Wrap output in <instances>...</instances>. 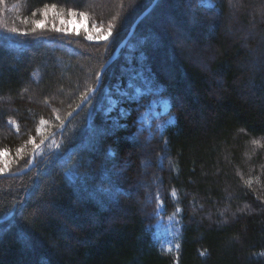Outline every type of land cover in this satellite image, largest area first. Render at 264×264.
<instances>
[{
	"label": "trees",
	"instance_id": "16d2710c",
	"mask_svg": "<svg viewBox=\"0 0 264 264\" xmlns=\"http://www.w3.org/2000/svg\"><path fill=\"white\" fill-rule=\"evenodd\" d=\"M151 1L0 0V264H264V0H158L59 132Z\"/></svg>",
	"mask_w": 264,
	"mask_h": 264
},
{
	"label": "rangeland",
	"instance_id": "374dc122",
	"mask_svg": "<svg viewBox=\"0 0 264 264\" xmlns=\"http://www.w3.org/2000/svg\"><path fill=\"white\" fill-rule=\"evenodd\" d=\"M157 1L158 0L155 1L154 5H156ZM48 12L42 17L41 22L37 23V27L41 28L46 25L48 26L51 23H55L59 25L57 29L62 32H73V33L82 32L85 33L87 36L92 35L93 37H97L101 35L108 36V30L102 29L99 26L90 27L87 21L85 20V17L79 15L78 13L76 15H70L68 13L67 15H59V16L52 15V17H47L49 14ZM147 14L145 16H147ZM91 41L98 42L102 40L92 39ZM135 91H138V89L136 88ZM121 92H123V90H121ZM113 101H114L113 98H109V108L112 107V105L114 104ZM152 106L154 107V105ZM161 106H162V111H164L166 108L165 105L161 104ZM148 112L149 110L144 111L139 117V120L144 122L145 125L148 124V120H149ZM152 112L153 114H155L154 110H152ZM65 173L68 176V178L73 182H76L78 180L80 181V179L77 177V175L74 172L70 170H66ZM179 221H180V216L178 211H175L170 214H163L161 210L158 211V218L154 229V239L158 244V246L163 250L170 251L176 248L175 238L179 230Z\"/></svg>",
	"mask_w": 264,
	"mask_h": 264
},
{
	"label": "water",
	"instance_id": "95a60500",
	"mask_svg": "<svg viewBox=\"0 0 264 264\" xmlns=\"http://www.w3.org/2000/svg\"><path fill=\"white\" fill-rule=\"evenodd\" d=\"M156 0H153L149 6H147L142 12L141 14H139V16L134 20V22L131 25V28L128 32V34L125 36V38L120 42V44L117 46V48L115 49L113 55L111 57L108 58V60L106 61V63L103 65V67L101 68V70L99 71L98 74V79L97 82L95 84V86L85 95V97L80 101V103L78 104V106L69 113V115L67 116V118L65 119V121L63 122L61 128L59 129V132H61L64 128V126L66 125L67 121L70 120L73 115L83 106L85 105L88 100L91 98V96L97 91L98 87L100 86V82H101V75L105 69V67L112 61V59L117 55V53L120 51V49L122 47L125 46L127 40L129 39L130 35L132 34L133 30L135 29L136 25L138 24V22L151 10V8L153 7V5L155 4ZM33 165V157L32 160L30 162V164L23 169L21 172H24L26 169L30 168ZM3 175H11V174H3ZM1 176V175H0Z\"/></svg>",
	"mask_w": 264,
	"mask_h": 264
},
{
	"label": "snow or ice",
	"instance_id": "6c2138e0",
	"mask_svg": "<svg viewBox=\"0 0 264 264\" xmlns=\"http://www.w3.org/2000/svg\"><path fill=\"white\" fill-rule=\"evenodd\" d=\"M47 7H48V6H45V13L47 12ZM52 7H53V9H54V8H55V5H53ZM68 12H69L70 15H76V14H77V13H75V12H74L73 10H71V9H69ZM56 15L59 16V15H62V13H56ZM79 15H81V16H85L86 14L83 13V12H80ZM112 27H113L112 24H109V25H108V36L111 35V29H112ZM10 31L15 32V31H17V29H10ZM108 36H103V35H101V36L93 37L92 35H88V36H87V39H89V40H92V39L106 40V39H108ZM254 142H256V141H254ZM0 151H3V150H0ZM17 151H18V153H19V152H22L23 149L20 148V149H18ZM0 171H2V169H0Z\"/></svg>",
	"mask_w": 264,
	"mask_h": 264
}]
</instances>
